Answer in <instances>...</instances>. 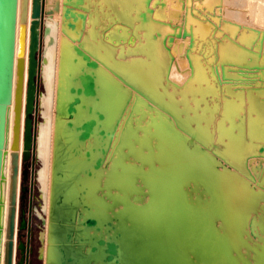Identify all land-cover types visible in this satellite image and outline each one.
<instances>
[{
	"label": "bare ground",
	"instance_id": "1",
	"mask_svg": "<svg viewBox=\"0 0 264 264\" xmlns=\"http://www.w3.org/2000/svg\"><path fill=\"white\" fill-rule=\"evenodd\" d=\"M162 1L44 6L45 89L33 115L40 102L45 264H264V179L253 187L248 159L264 153V100L249 78L264 76V55L248 48L258 32L212 42L210 25L190 15L181 32L189 49L176 57ZM22 3L15 60L24 68L8 108L0 264L8 263L14 193L18 222L22 163L33 153L25 159L32 0L21 19ZM257 18L264 21V4ZM224 27L237 33L233 22ZM198 36L219 63L208 67L193 51ZM186 66L189 73L179 71Z\"/></svg>",
	"mask_w": 264,
	"mask_h": 264
},
{
	"label": "rangeland",
	"instance_id": "2",
	"mask_svg": "<svg viewBox=\"0 0 264 264\" xmlns=\"http://www.w3.org/2000/svg\"><path fill=\"white\" fill-rule=\"evenodd\" d=\"M198 0H163L162 3L163 8L167 14L165 18L166 23L170 26L169 35H172L171 44H175L178 48L176 50V57H184V53L187 49H189V40L187 38L181 37V32L183 30L184 25L188 23V17L190 15H198L205 23L209 24L213 29V34L208 36L212 42H218L220 40H235L237 42L239 35L242 32L251 33L252 31H257L258 34L256 39L251 40L248 43V48H252L257 51L258 56L261 57L264 55V21H261L257 18V12H259L260 6L264 4V0H214V2L208 4L199 2ZM167 4V5H166ZM48 5V0H45V8ZM198 5V6H197ZM215 5V6H214ZM260 5V6H259ZM165 6V7H164ZM162 8V6H161ZM162 8V9H163ZM177 9V13H172ZM169 11V12H167ZM171 15V16H170ZM171 17V18H168ZM168 18V19H167ZM261 21V23L259 22ZM45 22V20H44ZM233 22L236 25L237 33L235 36L231 34V32L224 27L225 23ZM180 31V33H179ZM220 31V32H219ZM195 45L193 47V51L196 54H199L204 58L208 63V67L213 64L219 63V57H217L214 48L207 47L203 44L205 41L195 37ZM45 47V40L42 39V52H41V61L43 56V49ZM234 65V64H233ZM182 73H189V69L187 66L182 70L179 69ZM248 73L246 76H249ZM237 77V76H236ZM239 77V76H238ZM250 79L254 80L253 85L256 89L254 92H257L259 99L264 100V76L253 75L249 76ZM241 79V78H239ZM234 80H231V83ZM237 84V83H233ZM238 85H242L240 82ZM252 84L243 83V90H248ZM237 87H234L236 89ZM44 84L42 81V75L40 72V82H39V92H44ZM247 97V96H242ZM43 108L41 107L40 102H38L37 110H36V123L39 124L43 121L41 111ZM59 113V110H58ZM39 128V126H38ZM37 127H36V138H37ZM37 144L34 147V152L32 156L23 161L22 163V178H21V194L19 201V210L21 214V209L25 211V218L28 222V225L25 229L18 231L19 239H22L25 243L28 241V255L26 264H45V257L43 254V249L45 246L44 241V233L46 230L45 219L47 217L44 211L45 201L41 192V184L38 180L39 170L42 168L41 161L38 157L37 152ZM34 154V155H33ZM257 154V155H256ZM255 155V156H253ZM260 157H259V156ZM264 155L263 151H257L255 154H252L248 157L251 160V164H249V169L254 177L252 180L254 188H260L259 184L264 180ZM255 160H254V158ZM252 158V159H251ZM224 160V161H223ZM248 160V161H249ZM254 160V161H253ZM260 160V161H259ZM258 163H257V162ZM221 162L225 165H229L224 158L221 159ZM252 163H256L257 167H253ZM253 165V166H252ZM251 166L253 168H251ZM253 169V170H251ZM23 171L25 174H23ZM263 180V181H261ZM24 188V189H22ZM260 190V189H258ZM263 190V188H262ZM263 193V192H262ZM253 238H258L257 234L253 235ZM245 248V247H244ZM248 248V247H247ZM20 257V252L17 251V259ZM18 264V263H17Z\"/></svg>",
	"mask_w": 264,
	"mask_h": 264
},
{
	"label": "water",
	"instance_id": "3",
	"mask_svg": "<svg viewBox=\"0 0 264 264\" xmlns=\"http://www.w3.org/2000/svg\"><path fill=\"white\" fill-rule=\"evenodd\" d=\"M21 19L25 15V1L22 0ZM20 0H0V203H1V178L4 161V148L8 128V108L13 101L14 92L19 95L21 90V78L23 73V62L21 58L16 64V31L19 14ZM45 0H32L31 24H30V43H29V80L27 83V106L25 120V141L24 153L25 159L30 156V150L34 153L36 144V117L33 115L34 102L38 100L39 82H40V64L43 37V15ZM17 65V66H16ZM17 67V73H16ZM17 74V79H16ZM16 80V85H15ZM88 88H91L89 85ZM37 102V101H36ZM38 103V102H37ZM73 108L71 104L69 110ZM17 109V108H16ZM37 110V107H36ZM36 113V111H35ZM16 120L18 117L16 116ZM34 155V154H33ZM23 174L25 172L23 171ZM24 189V188H22ZM14 193L10 208V240L8 245V263L7 264H26L28 255V244L18 237V231L25 229L28 222L25 218V211L19 210L18 222L17 200ZM15 229L17 231L15 232ZM16 236V238H15ZM15 238V241H14ZM15 248V251H14ZM17 251L20 257L17 259ZM15 254V262L13 256Z\"/></svg>",
	"mask_w": 264,
	"mask_h": 264
}]
</instances>
